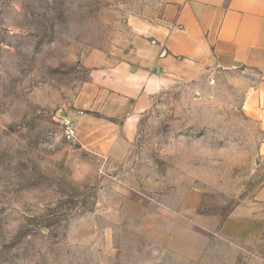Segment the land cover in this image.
Listing matches in <instances>:
<instances>
[{"label":"rangeland","instance_id":"1","mask_svg":"<svg viewBox=\"0 0 264 264\" xmlns=\"http://www.w3.org/2000/svg\"><path fill=\"white\" fill-rule=\"evenodd\" d=\"M161 10V0H0V264H129L130 248L147 244L138 229L177 213L197 221L200 257L184 264H264V225L238 235L231 219L264 184L263 131L242 110L261 75L165 90L117 155L64 135L90 57L122 50Z\"/></svg>","mask_w":264,"mask_h":264},{"label":"crops","instance_id":"2","mask_svg":"<svg viewBox=\"0 0 264 264\" xmlns=\"http://www.w3.org/2000/svg\"><path fill=\"white\" fill-rule=\"evenodd\" d=\"M161 2L158 23L135 24L122 50L90 57L89 87L73 116L81 145L100 157L117 155L135 141L141 118L165 90L219 73L252 71L262 78L247 90L242 110L263 131L264 155V0ZM171 216L163 227L139 228L147 244L130 248L131 259L125 261L172 264L167 260L172 257L184 264L199 258L195 215L184 221L179 213ZM231 219L238 235L264 225V184L254 202ZM203 229L211 231L205 224ZM146 251L152 252L148 258Z\"/></svg>","mask_w":264,"mask_h":264},{"label":"built area","instance_id":"3","mask_svg":"<svg viewBox=\"0 0 264 264\" xmlns=\"http://www.w3.org/2000/svg\"><path fill=\"white\" fill-rule=\"evenodd\" d=\"M213 84L215 83L214 79L211 81ZM62 127L64 129V135L67 140L72 141L77 136V131L73 121L68 117H63L61 121Z\"/></svg>","mask_w":264,"mask_h":264}]
</instances>
